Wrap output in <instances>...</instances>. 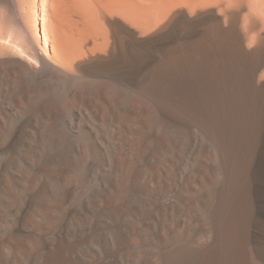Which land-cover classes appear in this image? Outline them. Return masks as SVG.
I'll use <instances>...</instances> for the list:
<instances>
[{"label": "bare ground", "instance_id": "1", "mask_svg": "<svg viewBox=\"0 0 264 264\" xmlns=\"http://www.w3.org/2000/svg\"><path fill=\"white\" fill-rule=\"evenodd\" d=\"M0 264H264V0H0Z\"/></svg>", "mask_w": 264, "mask_h": 264}]
</instances>
